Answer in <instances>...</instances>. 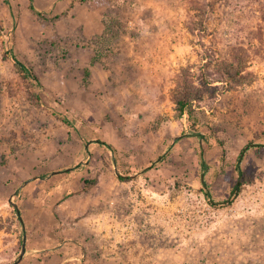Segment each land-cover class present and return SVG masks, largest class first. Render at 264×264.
I'll return each mask as SVG.
<instances>
[{
    "label": "rangeland",
    "instance_id": "rangeland-1",
    "mask_svg": "<svg viewBox=\"0 0 264 264\" xmlns=\"http://www.w3.org/2000/svg\"><path fill=\"white\" fill-rule=\"evenodd\" d=\"M35 1L0 0V264H264V0Z\"/></svg>",
    "mask_w": 264,
    "mask_h": 264
},
{
    "label": "trees",
    "instance_id": "trees-1",
    "mask_svg": "<svg viewBox=\"0 0 264 264\" xmlns=\"http://www.w3.org/2000/svg\"><path fill=\"white\" fill-rule=\"evenodd\" d=\"M31 9L37 14L39 15L40 17H43L44 16V12L41 11L37 5H36V1L35 0H31ZM107 37V36H106ZM14 59L16 61V64L17 66L19 67V69L21 70V72L24 74V76L31 80L32 83H34L35 86L37 87H41V81L40 79L36 76V74H34L33 72V69L31 67H29L28 65H26L24 62H22L21 60H19L16 56H14ZM98 58H94V61H98L97 60ZM36 99L38 101L42 100L43 99V96L42 94H38L36 96ZM176 103H177V107H176V115H175V119L176 120H181L183 119L186 115L189 116L190 120L194 121V123L198 122V118L196 117V112H195V109H194V104L191 100V98L187 95H180L178 96V98L176 99ZM166 119H170V118H166ZM68 122V121H67ZM70 123V122H68ZM203 138V137H202ZM213 144L215 145L216 142L214 141ZM255 146V144H249L247 147H245L242 151V153L240 154L239 158H238V163H241L243 158V154L245 153V151H248L249 149H251V147ZM111 148V146H108ZM2 167V163L0 162V168ZM203 168L207 169V165L204 163L203 164ZM240 172V179L237 181L233 191H232V194H231V197L229 198V200H227L225 203H232L233 200L238 196V194L241 192V188L244 184L243 180H242V175H243V172L242 170L240 169L239 170ZM208 198L210 199V201L212 203H214V200L211 196V193L210 191L208 190L206 192ZM21 211V209H20ZM16 212L21 216L22 215V211L21 212H18L17 209H16ZM21 222L23 224V221L21 219ZM23 244V241H21V245Z\"/></svg>",
    "mask_w": 264,
    "mask_h": 264
},
{
    "label": "water",
    "instance_id": "water-1",
    "mask_svg": "<svg viewBox=\"0 0 264 264\" xmlns=\"http://www.w3.org/2000/svg\"><path fill=\"white\" fill-rule=\"evenodd\" d=\"M12 204L17 209V211L20 212L18 204L16 202H12ZM26 243H27L26 237H24L23 244H22V252L14 264H19L24 259L26 255Z\"/></svg>",
    "mask_w": 264,
    "mask_h": 264
}]
</instances>
